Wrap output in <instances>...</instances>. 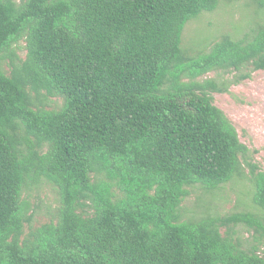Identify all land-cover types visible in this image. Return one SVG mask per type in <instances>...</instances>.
<instances>
[{"label":"trees","instance_id":"1","mask_svg":"<svg viewBox=\"0 0 264 264\" xmlns=\"http://www.w3.org/2000/svg\"><path fill=\"white\" fill-rule=\"evenodd\" d=\"M219 3L0 0V264H264V171L213 96L264 70V0L191 55L185 25ZM245 168L252 209L184 217Z\"/></svg>","mask_w":264,"mask_h":264},{"label":"rangeland","instance_id":"2","mask_svg":"<svg viewBox=\"0 0 264 264\" xmlns=\"http://www.w3.org/2000/svg\"><path fill=\"white\" fill-rule=\"evenodd\" d=\"M256 17L253 0H220L214 11L203 13L185 25L182 34L183 45L191 55H194L223 34H236L238 28H247L248 22ZM232 75L224 71H215L198 79L225 80ZM213 96L215 105L235 126L241 142L251 150V162L264 171V70L254 71L250 79L232 84L229 92L214 93ZM60 102L59 98H49L46 105L52 107ZM244 173L246 174L244 178H236L212 193L199 187L192 188L189 196L183 201L184 217L199 218L206 213L226 214L243 211L246 209L244 203L252 209L251 184L247 168ZM27 192L33 208L31 224L39 226L48 222L57 205L55 191L43 181ZM240 235L244 237L243 239H250V233L243 230Z\"/></svg>","mask_w":264,"mask_h":264}]
</instances>
